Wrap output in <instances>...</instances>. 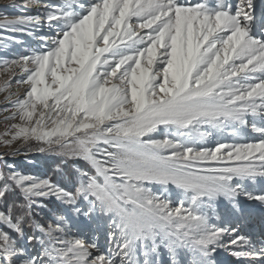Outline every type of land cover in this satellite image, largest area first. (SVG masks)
I'll return each mask as SVG.
<instances>
[{
  "label": "snow or ice",
  "instance_id": "6c2138e0",
  "mask_svg": "<svg viewBox=\"0 0 264 264\" xmlns=\"http://www.w3.org/2000/svg\"><path fill=\"white\" fill-rule=\"evenodd\" d=\"M30 5L43 11L0 21V29L40 41L0 60L9 77L0 86L8 91L0 112L19 121L0 143L35 141L39 152L86 166H73L69 190L9 165L5 156L19 149L0 154V264H163L162 252L166 264H217V250L232 245L247 248L231 254L264 264V247L256 249L238 227L248 215L240 197L264 205V188L254 194L243 183L264 179V138L195 147L212 135L201 131L205 125L231 127L233 136L250 126L264 137V78L249 82L250 74H264V16L257 17L253 0H28L24 7ZM44 24L51 35H37ZM9 43L23 42L0 37L4 49ZM13 80L26 86L22 97L9 91ZM208 162L232 163L201 167ZM146 185L165 193L174 186L185 199L174 206ZM48 197L69 215L40 223L33 209ZM217 201L231 206L227 226L212 222L220 218ZM72 216L83 218L76 233ZM91 229L97 234L89 237Z\"/></svg>",
  "mask_w": 264,
  "mask_h": 264
},
{
  "label": "rangeland",
  "instance_id": "374dc122",
  "mask_svg": "<svg viewBox=\"0 0 264 264\" xmlns=\"http://www.w3.org/2000/svg\"><path fill=\"white\" fill-rule=\"evenodd\" d=\"M198 1V0H197ZM196 1V2H197ZM256 0H253L255 2ZM48 3L58 4L62 3L63 0H47ZM92 2V0H89ZM98 2V0H97ZM194 2V3H196ZM28 3V0H0V21H3L5 17L8 19H14L18 15L27 14V15H35L37 11H43V9H38L36 6H27L24 7ZM232 3V1H231ZM133 23H136V19L133 18ZM148 31V30H142ZM37 35H51L47 24H44L40 28L36 29ZM15 35L18 41H22L23 43H9L8 49H4L0 46V60L3 59H11L14 56L27 54V51L36 49L40 46V41L33 36L21 33H12L7 29H0V37H9ZM27 50V51H26ZM162 51V50H161ZM17 75H20L19 70L17 69ZM252 79L249 81L250 83H258L261 78H264V74L260 72L250 74ZM9 79V77L3 73V70L0 69V86H2L3 81ZM235 79V78H234ZM26 86H21L15 83L13 80L11 88L9 91L18 92L22 97L25 93ZM8 95V91H0V108H3L6 101L5 96ZM13 99H16L13 96ZM257 102H259L257 100ZM10 111L0 112V134L6 132L7 128L13 124L18 123V120H6L5 117L10 116ZM249 122L251 123L252 117H248ZM256 123L258 126H261V121L256 119ZM201 131H212V135L210 137H206L203 140L197 142L195 147L197 148H215L218 143H226V144H237V143H257L260 139L264 138L260 133L254 132L251 130L250 126H240L239 132L240 135L233 136L232 128L229 127L225 130H213L210 126L205 125L201 128ZM5 139L10 137L5 136ZM156 138H162L159 135H156ZM170 138V137H169ZM249 139V140H248ZM246 140V141H245ZM39 145L35 141H29L28 143H24L22 140H17L14 144L9 148L0 143V154L2 153H12L16 149H19V152H16L15 155L9 154L5 156L9 165H14L15 169L22 174L32 175L36 178L40 179H50L53 183L60 185L61 187L67 188L69 190L73 187V182L76 179L74 172V165H79L80 167H85L86 164L83 160L79 159H69L65 160L64 157L59 155L53 151H45L39 152L36 149ZM224 150L219 155H223ZM228 163L232 162H208L201 167L209 168V167H223ZM5 171H7L5 169ZM245 187L252 190L253 187L256 186V183L253 184L250 181H243ZM259 184V183H258ZM257 184V185H258ZM147 187H151L154 192L159 194L167 195L173 200V205L178 206L177 201L185 199L182 195H179L180 190L176 189L174 186H170L169 190L165 193L161 186L159 185H146ZM254 190V189H253ZM261 192H257L256 194H260ZM243 198V200H242ZM240 201H245L244 197L239 198ZM252 201V200H246ZM37 203L43 205L44 207H35L33 209L35 218L42 224L54 223L56 214L69 215V211H65L66 206L61 204V202L55 197L48 198H37ZM253 206V205H252ZM185 207H188L185 204ZM217 214L219 215V219H213V223L218 225L225 224V222L231 217L229 216V212L231 211V206L227 201H217L214 205ZM70 223L72 227L70 229L71 233H76L77 228H83V218L72 216ZM225 226H227L225 224ZM94 229L88 231V236L92 237L96 235ZM98 235L100 236L101 247H106V238L104 230H101ZM71 238V237H69ZM226 240L228 238H225ZM239 251L242 249L245 250L247 246L244 245H234ZM241 249V250H240ZM232 249L221 248L217 250L216 258L218 260H222L225 258H231V260L235 257V255L230 252ZM234 252V251H233ZM234 256V257H233ZM163 264H166L168 261V256L166 252H162L160 256ZM187 259H191L190 256ZM235 259V258H234Z\"/></svg>",
  "mask_w": 264,
  "mask_h": 264
},
{
  "label": "bare ground",
  "instance_id": "6f19581e",
  "mask_svg": "<svg viewBox=\"0 0 264 264\" xmlns=\"http://www.w3.org/2000/svg\"><path fill=\"white\" fill-rule=\"evenodd\" d=\"M197 0H193V2H196ZM249 117H251V116H249ZM249 119V118H248ZM256 119H259V117H256ZM260 120V119H259ZM249 140V139H248ZM246 141V140H245ZM242 143V142H241ZM260 181V180H259ZM259 192V191H258ZM257 193V192H256ZM255 193V194H256ZM242 200H243V198H242ZM245 203H246V205H243V209L244 210H246L247 212H248V214L251 212V210H250V208L249 207H247V205H253L252 207L253 208H255V209H258V207H259V205H258V202L259 201H244ZM259 213H260V211L259 210H256L255 211V214L256 215H259ZM248 216V215H247ZM247 216H246V218H243L242 220H241V222H243V224L244 225H247ZM248 226V225H247ZM249 227V226H248ZM250 228V230H249V233H250V239L251 240H253V238H254V231H253V227H249ZM256 244H258L257 242H256ZM256 244L254 245L255 246V248H256ZM232 250L230 251V252H235V251H239L234 245H232L231 247H230ZM229 248V249H230ZM256 249H260V248H256ZM241 250V249H240ZM243 250V249H242ZM234 257V256H233ZM235 258V260H237V261H239L240 263H243V264H256V258H254V257H237V256H235L234 257ZM226 259H231V258H226ZM226 262L229 264L230 262L229 261H227L226 260ZM223 264H226V263H223ZM237 264V263H236Z\"/></svg>",
  "mask_w": 264,
  "mask_h": 264
}]
</instances>
